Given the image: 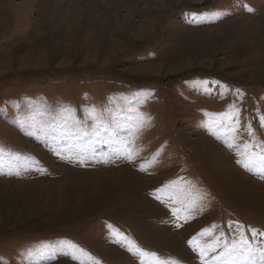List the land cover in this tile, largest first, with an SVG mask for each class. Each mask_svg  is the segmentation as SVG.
<instances>
[{
    "label": "rangeland",
    "instance_id": "1",
    "mask_svg": "<svg viewBox=\"0 0 264 264\" xmlns=\"http://www.w3.org/2000/svg\"><path fill=\"white\" fill-rule=\"evenodd\" d=\"M238 151L264 155V0H0V264H261Z\"/></svg>",
    "mask_w": 264,
    "mask_h": 264
},
{
    "label": "snow or ice",
    "instance_id": "2",
    "mask_svg": "<svg viewBox=\"0 0 264 264\" xmlns=\"http://www.w3.org/2000/svg\"><path fill=\"white\" fill-rule=\"evenodd\" d=\"M126 147H130V144ZM229 147H232V145L229 144ZM245 147L247 148V146H245ZM128 155H129V157H131L130 152L128 153ZM237 155L238 156H240V155L244 156V160L243 161L237 160V163L242 164V166L245 167L246 170H249V171H252L254 168H259V170H260L259 174L261 175L262 178H264V155H261V156H259V158H257V154L255 152H244V153H242L239 151L237 152ZM157 191H160V190H157ZM157 199H159V196H157ZM173 214L176 215V212L174 211ZM195 239L196 238L194 237L192 241H189V244H192ZM242 242L246 243V241H243V238H242ZM129 250L132 251L131 248ZM204 251H205V249H203V248L200 250V254H201L203 264H212V261L203 259ZM232 251H234V249H226L225 252L220 253V255L215 257L214 259L220 260L221 256L230 255L232 253ZM137 252H142V250L137 249ZM148 255L155 257L156 254L155 253H149ZM73 259H75V256H73ZM142 264H143V262H142ZM156 264H169V261L157 260ZM171 264H179V262L178 261H171ZM253 264H254V262H253ZM261 264H264V254L261 255Z\"/></svg>",
    "mask_w": 264,
    "mask_h": 264
},
{
    "label": "bare ground",
    "instance_id": "3",
    "mask_svg": "<svg viewBox=\"0 0 264 264\" xmlns=\"http://www.w3.org/2000/svg\"><path fill=\"white\" fill-rule=\"evenodd\" d=\"M124 169V168H123ZM231 169H233V167L232 166H226V168H225V173L228 175V179H237L238 177L237 176H235V174H233V172L231 173ZM126 171H128V170H126ZM130 172H132V171H130ZM240 172V171H239ZM134 174V173H133ZM126 175H128V173L126 174ZM123 176H125V175H123ZM135 176V175H134ZM127 177H129V176H127ZM245 177H247L246 175H245ZM253 184H257V182L256 181H251ZM257 185H260V184H257ZM251 186H253V185H251Z\"/></svg>",
    "mask_w": 264,
    "mask_h": 264
}]
</instances>
